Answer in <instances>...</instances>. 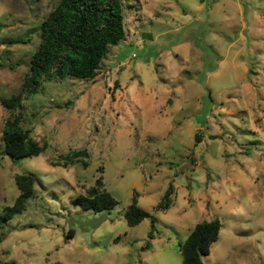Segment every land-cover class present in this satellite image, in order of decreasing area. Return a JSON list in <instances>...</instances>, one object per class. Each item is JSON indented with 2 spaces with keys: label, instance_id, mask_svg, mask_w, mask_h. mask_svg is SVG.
I'll return each mask as SVG.
<instances>
[{
  "label": "rangeland",
  "instance_id": "rangeland-1",
  "mask_svg": "<svg viewBox=\"0 0 264 264\" xmlns=\"http://www.w3.org/2000/svg\"><path fill=\"white\" fill-rule=\"evenodd\" d=\"M56 1L0 0V264H181L194 227L214 219L202 264H264V0H128L126 36L93 80H40L23 99L21 125L46 149L12 160L1 101L20 92ZM22 174L33 195L4 221ZM98 177L118 205L83 210ZM134 193L155 217L151 239L148 219H124Z\"/></svg>",
  "mask_w": 264,
  "mask_h": 264
},
{
  "label": "trees",
  "instance_id": "trees-1",
  "mask_svg": "<svg viewBox=\"0 0 264 264\" xmlns=\"http://www.w3.org/2000/svg\"><path fill=\"white\" fill-rule=\"evenodd\" d=\"M128 0H57L53 9L40 26L39 45L31 55L28 71L20 92L2 99V105L9 112L2 134V155L12 160L37 157L46 146L31 139L21 125L23 99L37 94L40 80H62L65 78L91 81L100 70L110 50L124 40L125 7ZM74 153V157L77 156ZM62 166L72 164V157L60 156ZM60 165V164H59ZM87 166V164H84ZM20 192L15 205L5 209L3 220L19 212L22 203L33 195L36 178L30 174L16 176ZM173 187L166 189L158 210H165L172 203ZM83 209L94 213L106 212L118 205L107 192L102 177L76 199ZM129 227L150 221L148 237L154 232L155 217L137 205L134 193L131 204L124 212ZM222 224L218 219L197 224L180 247L181 264H202V258L209 255L211 246L218 240ZM73 232L69 237H73ZM149 248V243L145 249ZM2 264H16L13 261ZM53 264H61L55 262Z\"/></svg>",
  "mask_w": 264,
  "mask_h": 264
}]
</instances>
